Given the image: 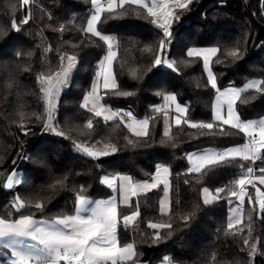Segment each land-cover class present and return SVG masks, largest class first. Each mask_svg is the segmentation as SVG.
I'll use <instances>...</instances> for the list:
<instances>
[{"label": "trees", "instance_id": "obj_1", "mask_svg": "<svg viewBox=\"0 0 264 264\" xmlns=\"http://www.w3.org/2000/svg\"><path fill=\"white\" fill-rule=\"evenodd\" d=\"M125 8L127 13L106 21L108 13H102L98 28L116 40L113 68L118 91L133 94H105L103 89L101 96L115 110L148 118L147 138L135 137L125 127L126 121L106 124L81 107L107 49L98 37L84 32L93 10L91 0H30L28 6L20 0H0V27L6 33L0 36V216L15 219L21 213H34L35 217L55 218L73 214L75 196L81 189L93 199L107 198L113 193L101 183L103 175L128 174L139 181L151 180L160 166H167L171 173V210L166 215L160 210L163 185L133 197L130 206L120 205L123 216L135 211L139 203L141 215L135 226L125 228L121 224L119 228L121 244H136V263L157 264L165 262L167 256L176 264H264V214L253 211L246 197L244 224L229 230L232 197L221 193V199L205 205L202 196L204 187L214 192L222 185L231 188L247 167H264V159L254 164L236 162L205 170L204 174L189 173V152L205 147L222 150L245 143L247 138L228 126L223 127L229 135L221 136L186 124H172L171 139H167L163 135L164 113L154 111L164 95L174 94L188 107V120L213 121L217 93L208 82L203 59L187 56L192 46L220 48L211 62L220 89L241 86L254 78L264 79V0H193L179 22H173L172 41L166 44L161 56L176 61L175 70L163 65L152 67L159 42L164 39L162 30L150 23L146 11L140 9L139 15H133L137 6ZM117 11L123 12L119 8ZM29 13V23L23 24ZM13 20L20 31L12 29ZM61 26L62 32L58 30ZM233 48L241 50L240 59L227 55ZM62 55L65 64L67 56L77 58L74 75L59 98L53 118V124L65 133L63 137L44 128L47 112L38 83L40 73L59 70ZM134 70L138 78L132 77ZM252 96L256 98L248 104L237 101V111L246 121L264 117V94L248 90L242 98ZM89 119L93 120L94 130L85 127ZM75 143H111L118 151L93 159L78 151ZM239 163L244 164L243 169ZM16 169L23 170L21 183L7 189L6 181ZM257 186L262 187L258 182ZM248 191L255 195L250 186ZM17 196L30 207L17 212L13 207ZM36 203L45 205L42 212L36 210ZM189 215L192 219L185 223L183 217ZM249 215L253 230L249 244L258 241L254 257L249 245L243 243ZM150 222L172 227L158 230L161 240L155 241L157 230L148 227ZM240 228L244 229L242 233ZM230 231L238 234H229ZM0 264H6L3 257Z\"/></svg>", "mask_w": 264, "mask_h": 264}, {"label": "snow or ice", "instance_id": "obj_2", "mask_svg": "<svg viewBox=\"0 0 264 264\" xmlns=\"http://www.w3.org/2000/svg\"><path fill=\"white\" fill-rule=\"evenodd\" d=\"M24 6L30 4V0H20ZM193 0H107V6L101 4V0H91L95 11L87 20V26L84 29L85 34H91L98 37L107 45V54L100 62L97 71V83H94L91 91L83 98L81 107L86 109L94 117L102 118L104 123L109 121H117L125 123L127 117V127L137 138H147L149 136L150 120L137 119L129 111L122 113L119 110H114L101 101L103 97L100 95L101 85L99 81L102 79V87L105 94L113 92L119 95L130 96L133 93L127 91H118L119 85L116 80V75L113 70V63L116 60L117 53L113 50L112 37L102 35L98 30V25L102 23L101 14L108 13L105 21L109 18L119 17L127 13L126 5L137 6L133 15H139V10L146 11L147 17L151 18L150 23L162 30L164 39L159 42V53L155 56L152 62V67L166 66L169 69L175 70L176 61L162 59L161 56L165 51L166 44H170L173 38L172 25L173 22H179L183 12L189 10ZM122 9L123 12H118L117 9ZM177 10H180L179 12ZM13 11L15 6L13 5ZM29 15L22 20L23 24H28ZM12 29L20 31L16 22L13 20ZM59 31H63L61 26ZM5 30L0 27V36L5 35ZM48 51H51L49 48ZM150 51V49H149ZM220 52V48H191L187 52L188 57L202 58L204 68L207 71L208 82L215 89V103L213 105L214 118L212 122H192L187 119L188 107L182 106L174 94L163 96L165 105L158 107L154 111L163 112L166 118L164 137L171 139L169 127L167 123L168 109L174 107L176 115L174 123L177 126L186 124L188 127L197 130H207L210 134H219L221 136L229 135V132L223 127L228 126L230 129L242 133L247 139L245 143L238 146L227 147L222 150H207L202 153H193L187 156L190 163L189 173L204 174L205 170H213L217 167L227 166L236 162H251L255 163L258 160L264 159V119L262 120H244L237 111V101L241 104H248L250 99L256 97H243V93L248 90H254L257 93L264 94V79L252 80L248 82L244 88H228L223 91L217 85V79L210 67V61ZM20 55V53H17ZM28 55H31L29 53ZM227 55L233 59H240L242 52L239 48H233L227 52ZM65 56L60 57L59 70L51 74L40 73L38 83L40 91L43 93V98L46 105L47 119L44 123V128L48 131L55 132L58 136H65L63 131H59L53 124V112L56 107V101L61 91L68 86L69 78L72 70L76 67L77 58L75 55L67 56V63H64ZM133 78H138L137 72L134 70L131 73ZM23 117V113H21ZM37 119H40L37 116ZM23 127V125H22ZM89 130H94V123L89 119L85 125ZM27 135V131H25ZM132 146H135L132 141H129ZM75 148L82 152L87 157L98 159L103 156H108L118 151L114 144L106 143L103 145V150H97L87 144L75 143ZM42 163V161L38 162ZM241 169L244 168L243 163L238 165ZM259 175H256V172ZM163 174V177H162ZM171 175L167 167L158 168L151 182L139 181L130 175L120 176H104L101 183L106 185L113 192H119V203L117 197L113 195L110 199H101L93 201L83 194V189L75 196L74 214L58 215L54 219H36L33 214L21 213L18 218H5L0 216V257H6V264H136V258L139 253L135 242H127L121 244L119 238V228L121 224L125 227H134L141 213L139 203L136 205V210L130 215L121 216L120 204L130 206L133 197L147 194L148 192L158 189L161 184L164 187V196L167 198L170 188L168 177ZM13 173L8 179L6 187L12 189L14 185L21 183L20 179L15 178ZM119 181V184H117ZM187 182V181H186ZM259 185H264V167L254 169L247 167L245 171L234 180L231 188L219 187L215 189V194H212L209 188H203V203L210 205L221 199V193H227L229 197L235 198L238 202L232 214L229 216L228 229L232 230L237 225L244 224L243 205L245 198L252 204V210L260 214H264V191ZM61 184L63 181L60 182ZM249 186L255 190V195L249 193ZM231 204V200H229ZM13 207L17 212H20L27 205L19 196L15 197ZM45 205L36 203L35 208L38 211H43ZM161 213L167 214L171 209L167 200L161 201ZM192 216H184L185 223L190 221ZM148 227L157 230L154 236L155 241H160L161 236L158 230L171 228V224L149 223ZM244 231L239 229V233ZM252 217L248 216V233L243 239L244 245H249L251 256L257 254V243L249 244V237H252ZM229 234L237 235L236 232ZM7 250V251H5ZM10 253V255H9ZM214 259V257H213ZM165 264H173L170 257H165Z\"/></svg>", "mask_w": 264, "mask_h": 264}, {"label": "rangeland", "instance_id": "obj_3", "mask_svg": "<svg viewBox=\"0 0 264 264\" xmlns=\"http://www.w3.org/2000/svg\"><path fill=\"white\" fill-rule=\"evenodd\" d=\"M101 4L104 6V7H106L107 6V0H101ZM93 6V5H92ZM95 11V9H94V7H93V10H92V12H91V14L93 13ZM178 11V10H177ZM91 14H90V16H91ZM90 18V17H89ZM98 30H99V28H98ZM102 35H108V36H111L110 34H106V33H102ZM112 37V42H113V50L114 51H116V53H117V50H116V48H115V46H116V40H115V38L113 37V36H111ZM106 47H107V45H106ZM107 51H108V49H106V52H105V55L107 54ZM104 55V56H105ZM104 58V57H103ZM103 60V59H102ZM101 60V61H102ZM114 64V63H113ZM76 66H77V64H76ZM75 69H76V67L72 70V72H71V75H70V78H69V82H68V86H69V84H70V81H71V78H72V76L74 75V71H75ZM113 70H114V68H113ZM98 81H97V76L95 77V79H94V81H93V84L94 83H97ZM99 83H100V85H101V88H100V95H101V91L103 90V87H102V79L99 81ZM93 84H92V86H93ZM67 86V87H68ZM67 87H65L62 91H61V93H60V95H59V97H58V100L56 101V107H55V110H54V112H53V118H54V116L56 115V113H57V107H58V103H59V98H60V96H61V94H62V92L67 88ZM92 89V88H91ZM91 91V90H90ZM167 95V94H166ZM176 96V95H175ZM177 101H178V99H177ZM103 104H105L104 102H103V100L101 101ZM179 102V101H178ZM163 103H165V101H164V99H163V102H162V107L164 106V104ZM182 106H186L185 104H183V103H181V102H179ZM106 106H108V107H110L109 105H107V104H105ZM111 108V107H110ZM113 109V108H112ZM115 110V109H114ZM175 115H176V112H175V110H174V107L173 108H171V109H168V117H167V123L170 125V127H169V130H170V128H171V126H172V124H175V123H173L174 122V117H175ZM134 116V115H133ZM135 117V116H134ZM137 118V117H136ZM125 121H126V123H127V117H125ZM137 119H145V118H137ZM164 120L166 121V118H165V115H164ZM91 147H94V148H96L97 150H103V146H100V145H90ZM13 173H15L16 174V176H15V178H17V179H22V177H23V170L22 169H16V170H14L10 175H9V177H8V179L11 177V175L13 174ZM104 176H109V177H112L113 175H110V174H105V175H103V177ZM8 179H7V181H8ZM7 181H6V184H7ZM259 184V183H258ZM16 185H14V187H15ZM260 186H262V187H260L261 188V190L262 191H264V185H260ZM13 187V188H14ZM257 187H259V186H257ZM7 188V187H6ZM8 189V188H7ZM111 198V197H110ZM110 198H107V199H110ZM90 199H92L93 200V198H90ZM94 201V200H93ZM36 219H48V220H51V219H54V218H41V217H35ZM253 243H256V242H253ZM5 251H7V250H5ZM250 252V251H249ZM9 255H10V253H9ZM4 258V260H5V262H6V257H3ZM136 264H148V263H136ZM157 264H165V262H160V263H157Z\"/></svg>", "mask_w": 264, "mask_h": 264}, {"label": "crops", "instance_id": "obj_4", "mask_svg": "<svg viewBox=\"0 0 264 264\" xmlns=\"http://www.w3.org/2000/svg\"><path fill=\"white\" fill-rule=\"evenodd\" d=\"M193 47H195V48H211V47H216V46H192V47H190L189 49H191V48H193ZM188 49V50H189ZM211 62H212V60L210 61V67H211V69H212V66H211ZM206 70V69H205ZM212 72L214 73V71H213V69H212ZM206 73H207V71H206ZM215 74V73H214ZM252 80H261V79H259V78H254V79H250L249 81H247V82H245L243 85H241V86H228V87H225V88H221L220 90L221 91H223V90H225V89H228V88H230V87H232V88H238V89H242V88H244L245 87V85L248 83V82H250V81H252ZM162 102H163V99H162V101H161V103H160V105H159V107H162ZM214 103H215V100H214ZM164 105H165V103H163ZM213 118H214V114H213ZM262 119H264V117H262L261 119H259V120H262ZM174 123V122H173ZM235 146H238V145H235ZM232 147H234V146H232ZM213 149H215V150H219L218 148H215V147H205V148H202V149H199V150H194V151H191V152H189V154H193V153H202V152H204V151H207V150H213ZM188 154V155H189ZM189 162V161H188ZM191 165H190V163H189V167H190ZM164 167H167V166H160L159 168H164ZM168 168V167H167ZM169 169V168H168ZM120 175H128V174H118V175H113V176H120ZM155 176V175H154ZM162 177H163V174H162ZM168 179H169V182H170V188H169V191H168V196H167V198H165V196H164V192H163V194H162V196H161V201H163V200H167V203L169 204V206H171V179H170V176L168 177ZM102 180H103V177H102ZM152 180V179H151ZM151 180H147V181H149V182H151ZM143 181H145V180H143ZM117 184H119V181H117ZM161 185H163V184H161ZM207 188H209V187H207ZM209 190H210V192L212 193V194H215V192L214 191H212L210 188H209ZM113 195H115L116 197H117V200H118V203H119V199H120V197H119V192L117 191V192H113L109 197H107V198H110V197H112ZM202 196H203V191H202ZM107 198H96V199H93L94 201H96V200H101V199H107ZM133 199V198H132ZM132 199H131V201H132ZM229 200H231V204L229 203V215H228V220H229V216L232 214V210L233 209H235L236 208V206H237V204H238V202L235 200V198H231V199H229ZM161 201H160V209H161ZM131 203V202H130ZM120 205H123V204H120ZM74 214V213H73Z\"/></svg>", "mask_w": 264, "mask_h": 264}, {"label": "built area", "instance_id": "obj_5", "mask_svg": "<svg viewBox=\"0 0 264 264\" xmlns=\"http://www.w3.org/2000/svg\"><path fill=\"white\" fill-rule=\"evenodd\" d=\"M119 111H120V110H119ZM121 112H122V113H127V112H129V111H126V112L121 111ZM221 187H225V188H226L225 185H222ZM173 264H176V263L173 262Z\"/></svg>", "mask_w": 264, "mask_h": 264}]
</instances>
